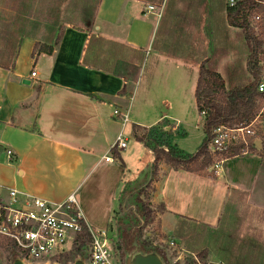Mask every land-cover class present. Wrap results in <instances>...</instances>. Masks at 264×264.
Wrapping results in <instances>:
<instances>
[{
  "label": "crops",
  "instance_id": "obj_1",
  "mask_svg": "<svg viewBox=\"0 0 264 264\" xmlns=\"http://www.w3.org/2000/svg\"><path fill=\"white\" fill-rule=\"evenodd\" d=\"M158 2L101 0L96 13L97 35L145 54L136 82L83 65L90 37V33L83 28H66L51 55H33V51L36 42L42 45L52 42L24 37L13 67L7 69L0 66V197L7 199L6 188H14L21 194L44 198L52 203H62L74 195L78 203V194L89 177L100 166L116 164L117 157L111 156L110 162H106L105 157L112 153L117 137L120 134L124 136L127 124L132 123L133 100L149 61L156 65L159 59H163L173 63V69L179 71L188 68L199 70L200 64L214 55V62H211L223 65L224 71L219 73L225 78L227 70L237 62L236 50L232 51L236 45L230 37L231 32L238 37L239 46L245 43L241 30L228 25V0H208L210 15L207 16L201 8L195 11L203 17L201 25L197 26L202 32L195 33L196 26L191 21L185 29L186 33L197 34L199 40L187 39L184 41L187 44L183 46V40L177 45L179 35L172 29L177 21V15L172 12L179 11L175 5L183 4L182 1ZM172 4L174 6L170 8ZM148 6H154L155 10L148 12ZM186 11L187 16L191 17L193 11L189 8ZM218 11L226 16L225 24L219 28L214 27ZM163 20L170 25L166 27L167 23L164 26ZM161 31L162 43L155 47L154 42ZM219 34L223 40L220 39L219 44L214 46V39ZM173 35L177 40L174 46ZM190 52L195 57H191ZM198 58L199 61L196 60ZM246 64L245 61L240 67L246 69ZM32 72H36V77H31ZM115 110L128 114V123L123 125L114 116ZM161 118L154 119L150 126L138 121L133 123V140L149 155L147 161L139 162L133 179L127 180L126 166L122 161L124 155L121 153L127 148L117 150L124 164V167L121 165V177L117 183L119 192L125 183L135 181L154 162L153 153L134 138V127L141 135V129L145 133V129L165 122L167 128L172 130L174 139L177 126L166 119L160 121ZM172 144L176 145L173 141ZM8 149L14 152L11 164L6 159L5 150ZM259 161L263 167L264 158L259 156ZM222 172L223 169L214 179L204 173L174 170L166 164H160L150 187L153 206L165 207L164 211L158 213L160 232L165 235L163 227L168 217L174 219V235L179 226L190 222L211 227L218 224L231 190L235 189L231 182H221L219 177ZM114 174L117 176L116 172ZM78 210L81 212L79 204ZM82 216L85 224L93 228L83 213Z\"/></svg>",
  "mask_w": 264,
  "mask_h": 264
},
{
  "label": "rangeland",
  "instance_id": "obj_2",
  "mask_svg": "<svg viewBox=\"0 0 264 264\" xmlns=\"http://www.w3.org/2000/svg\"><path fill=\"white\" fill-rule=\"evenodd\" d=\"M9 2L10 0H0V18L8 19L14 15V11L8 6ZM71 2L72 0H21V3H26L39 16L37 20L32 18L31 21L16 24L12 28L13 35L23 38L33 36L35 39L52 42L51 37L56 38L68 27L84 29V24L77 18ZM100 2L101 0L91 1L95 17ZM220 11L217 12L214 23V27L218 28L226 22L225 14ZM251 26L264 40V22L255 23L251 17ZM199 31H201L199 28L195 29V33ZM93 34H97L96 27ZM186 37L190 41L193 37L199 40V36L194 33H189ZM230 37L236 45L232 48L233 52L236 50L235 65L242 66L243 62L248 60V49L245 43L239 46L238 37L233 32ZM185 38L182 46L187 44L184 42L187 40ZM220 39L223 40L221 34L214 39L213 45L217 46ZM135 54L137 53L127 50V60L137 56ZM190 55L195 57L192 52ZM213 56L209 66L223 73V65H215ZM196 60L199 61L200 58ZM9 61L8 58L2 60L3 63ZM146 65L148 68L144 76H141V84L133 100L132 123H128L124 131L128 147L121 155H124L122 161L126 166L127 180L133 179L140 163L149 159L146 150L137 145L131 135L133 123L136 121L150 126L154 119L162 117L160 121L166 119L176 125L177 133L174 135L173 143L188 154L195 153L206 136L202 127L203 116H200L195 100L199 70L188 68L182 70L183 73L181 70L173 69L175 67L173 63L163 59H159L156 65L152 64V61ZM241 70L244 80H249L247 66ZM143 132L141 129L140 133ZM261 140L263 141V136ZM107 155L113 157L112 153ZM259 156L262 157L260 150H257L254 154L229 158L221 165L223 172L219 179L223 184L231 182L232 187L238 192L231 194L222 217L213 227L190 222L174 235V219L168 217L163 227L165 235L162 234L157 221L158 213L162 210L151 203V188L146 190L143 200L151 205L155 212V221L144 228V238H149L153 246L165 249L169 256V264L176 262L185 264L189 258L192 260L197 258L201 264H264V165L260 166ZM215 160L213 158L214 162ZM114 164L108 167L100 166L78 194L81 212L95 230L110 228L116 230L114 219L122 214L118 204L120 192L117 190L119 176L121 177L120 159ZM251 195L253 197L250 198ZM7 256V251L0 246V264H11ZM199 256L203 258L200 259ZM57 263L63 264V259L60 258Z\"/></svg>",
  "mask_w": 264,
  "mask_h": 264
},
{
  "label": "trees",
  "instance_id": "obj_3",
  "mask_svg": "<svg viewBox=\"0 0 264 264\" xmlns=\"http://www.w3.org/2000/svg\"><path fill=\"white\" fill-rule=\"evenodd\" d=\"M91 1L72 0L71 2L77 18L81 19L84 24V29L90 33L83 56V65L91 69L111 73L126 81H138L145 54L135 51L134 53H137L135 54L137 56H133L130 60H127L126 51L131 49H127L122 44L108 41L97 34H93L94 28L96 27V17ZM147 1L154 2L156 0ZM157 1H159V4L163 2V0ZM168 1L176 3L182 1L184 4L175 5V8L179 11L172 12L175 16L177 15V21L172 29L179 35L177 37L179 38L177 44L179 46L181 40L188 35L185 29L187 25H190L191 21H194L196 28H199L197 26L201 25L200 23L203 17L199 16L195 11L201 8L206 16L210 15L207 5L208 0ZM191 1L192 3L187 4V2ZM8 6L14 11V15L8 19L0 18V66L7 69L13 67L14 59L23 39L21 36L13 35L14 31L12 28L18 23L31 21L30 19L32 18L37 20L39 16L26 3H21V0H10ZM173 6V4L170 5V8ZM182 7L183 9L180 10ZM187 8L193 11L191 17L187 16ZM255 13L264 15V0H239L234 6L227 5L226 9L228 25L241 30L245 45L248 49L249 57L246 66L247 75L250 77L249 80L245 81L244 77L241 76L242 68L240 65L237 66L234 64L231 66L227 70L225 78L209 66L210 59H206L199 66L195 100L199 114L201 116L203 115V131L206 136L195 153L187 154L172 144V130L167 128L168 124L165 122H161L150 129H145L146 132L141 135L138 133L137 127L133 128L134 138L153 153L154 162L143 170L135 181L125 183L118 197V204L122 214L114 220L118 237L117 252L122 264H124L125 255L131 253L135 249V245L142 253L156 252L166 264L170 262L165 249L153 246L149 238H144L145 235L143 233L144 228L155 221V212L151 209L149 202L143 200V196H145L146 190L151 187V183L157 176L159 165L163 163L174 170L204 173L215 179L216 176L211 170L214 161L209 150L213 131L219 126L232 127L240 124H248L257 114L259 109L258 99L260 97L257 93V83L261 69L259 64L264 60V40L251 26V17ZM163 23L165 26L168 22L163 20ZM169 25L168 23L166 27ZM63 31L56 38L51 37L53 41L50 45H42L36 42L33 55L35 53L51 55L54 51V45H57L61 40ZM162 35V31L158 33V40L156 39L154 42L155 47L162 43V38H160ZM172 38L174 42L172 46H174L177 40L174 35ZM3 58H8L10 61L3 63ZM121 93L123 94L124 91ZM256 151L255 148H251L249 153L254 154ZM112 154L118 159L120 158L116 149H112ZM241 154V149L235 148L232 151L223 153L220 157L223 160H227ZM260 154L264 157V135ZM121 165L124 167L122 162ZM237 192L235 189L231 190V194H236ZM160 209L164 211L165 207L161 205ZM181 227H178L176 234L179 233ZM82 228V236L78 237L77 243L71 252L62 258L63 264H73L78 258L83 260L87 259L86 251L87 244L89 243V233L85 222H82ZM0 246L7 251L8 260L13 264L14 260L18 257L15 248L11 243L3 239H0ZM199 258L202 259L203 256H199ZM175 264L180 263L176 262ZM185 264L198 263L195 259L192 260L189 258Z\"/></svg>",
  "mask_w": 264,
  "mask_h": 264
},
{
  "label": "built area",
  "instance_id": "obj_4",
  "mask_svg": "<svg viewBox=\"0 0 264 264\" xmlns=\"http://www.w3.org/2000/svg\"><path fill=\"white\" fill-rule=\"evenodd\" d=\"M239 0H228L234 6ZM154 6L147 11L153 12ZM255 23L264 22V15L255 13ZM260 75L257 83L259 109L248 124L219 126L213 133L209 145L210 154L215 158L211 170L217 176L225 162L220 156L239 148L247 155L251 148H257L264 135V60L260 62ZM31 77H36L32 72ZM114 116L123 125L128 123V114L114 111ZM203 116V115H202ZM127 148V140L120 134L112 149L118 151ZM8 163H13L14 152L5 150ZM237 156V157H239ZM112 161L111 156L105 157ZM7 199L0 197V239L6 240L15 248L18 257L26 264H58L57 261L69 254L82 236L84 222L78 210L76 197L71 195L62 203H52L44 198L21 194L14 188H6ZM87 226V225H86ZM89 243L85 264H122L117 252L118 237L113 228L95 230L87 226ZM198 264H201L195 259Z\"/></svg>",
  "mask_w": 264,
  "mask_h": 264
},
{
  "label": "water",
  "instance_id": "obj_5",
  "mask_svg": "<svg viewBox=\"0 0 264 264\" xmlns=\"http://www.w3.org/2000/svg\"><path fill=\"white\" fill-rule=\"evenodd\" d=\"M28 83V82H27ZM257 148L262 149V143H257ZM135 249L125 255L124 264H166L162 257L156 252L142 253L138 250L137 246H134ZM13 264H26L19 257H17ZM73 264H85V260L78 258L74 261Z\"/></svg>",
  "mask_w": 264,
  "mask_h": 264
}]
</instances>
